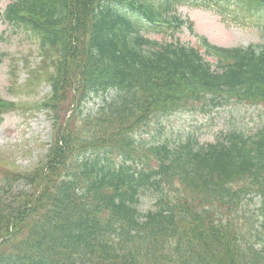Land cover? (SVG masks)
I'll return each instance as SVG.
<instances>
[{"label":"trees","instance_id":"obj_1","mask_svg":"<svg viewBox=\"0 0 264 264\" xmlns=\"http://www.w3.org/2000/svg\"><path fill=\"white\" fill-rule=\"evenodd\" d=\"M184 1L7 4L4 21L37 44V65L24 59L25 85L50 84L37 103L53 116L54 132L34 169L0 164V264H264V126L205 145L190 136L161 142L146 159L145 143L134 139L174 111L264 106V43L222 48L205 37L195 46L174 39L187 22L174 9ZM203 1L225 20L264 18V0ZM108 91L95 113L82 114L90 93ZM14 108L0 103V113ZM161 175L173 186L171 200ZM22 180L30 189L13 193ZM143 190L158 191L145 212ZM253 197L261 214L251 222L244 208Z\"/></svg>","mask_w":264,"mask_h":264},{"label":"rangeland","instance_id":"obj_2","mask_svg":"<svg viewBox=\"0 0 264 264\" xmlns=\"http://www.w3.org/2000/svg\"><path fill=\"white\" fill-rule=\"evenodd\" d=\"M10 0H0V97L14 102H31L42 98L50 92L47 83L34 84L27 88L25 68H22L23 57L37 65V44L26 39L21 31H15L3 20L2 11ZM233 8L232 6H229ZM177 12L190 19L193 28H183L181 37L184 41L195 43L197 35H203L216 45L224 47L262 44L264 42L263 17H251L238 20H225L217 8H200L192 6L190 0L176 6ZM240 17V16H239ZM197 34V35H195ZM162 37V34L153 33ZM17 61V80L15 85L9 79L10 62ZM111 93L91 96L83 106V112L96 110L103 98ZM53 116L46 110L12 111L0 119V154L8 164L22 170H30L46 156L53 135ZM264 126V107L247 103H231L210 111L198 110L177 111L160 116L150 122L136 139L146 142L168 141L176 145L186 137H194L199 144L214 141L221 132L238 130L254 131ZM164 183V182H163ZM1 184V183H0ZM164 186H167L164 184ZM13 193L30 189L24 180L13 184ZM167 190V187L164 188ZM157 192L146 191L140 195L139 207L145 211L154 208ZM172 193V192H170ZM166 196L174 198V195ZM244 213L254 222L261 214L257 199L245 201ZM259 219V218H258ZM258 221V220H257ZM264 237V236H263Z\"/></svg>","mask_w":264,"mask_h":264}]
</instances>
